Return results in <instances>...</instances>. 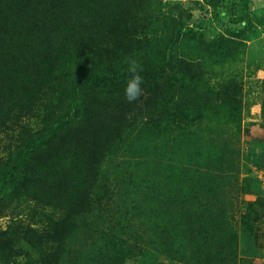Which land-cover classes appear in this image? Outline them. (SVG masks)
<instances>
[{"label": "trees", "instance_id": "16d2710c", "mask_svg": "<svg viewBox=\"0 0 264 264\" xmlns=\"http://www.w3.org/2000/svg\"><path fill=\"white\" fill-rule=\"evenodd\" d=\"M151 4L149 0H0V131L24 108L28 121L23 126L36 129L1 160L0 190L21 191L29 185L35 188L28 194L40 198L37 170L43 175L39 185L46 188L45 176L51 170L61 197L55 191L57 198L47 196L44 189L39 192L48 202L59 200L55 210L67 211L46 217L48 230L37 234L36 247L41 250L35 249L46 250L44 243L50 240L54 252L46 257L41 252L40 262L50 258L61 262L69 254L73 260L85 256L91 264H127L143 249L158 245L166 257L187 264H237L230 244L235 240L234 226L225 215L233 202L222 175L240 156L242 78L238 72L223 76L220 69L235 60L240 45L257 30L252 12L248 0ZM130 5L146 8L139 24L143 28H129ZM218 6L225 8L231 30L216 29ZM193 10L200 12V19H193ZM121 11L128 20L119 16ZM238 24L242 27L235 28ZM121 33L126 37L119 42ZM105 46H111L109 54L114 56L101 54H108L102 52ZM196 54L203 55V61L198 62ZM127 58L137 60L143 69V94L132 103L124 96ZM61 75L69 79L51 94L52 110L42 125L40 114L46 107L39 101L32 112L30 83L55 82ZM209 124L232 125L225 131L230 150L220 152L219 130L217 140L206 147ZM157 130L161 133L151 138ZM58 134L62 135L58 151L41 148ZM119 137L132 149L142 148L146 160L155 151L165 159L164 166L127 161L122 169L126 158L119 159L114 151L123 147L117 143ZM182 142L189 149L177 155ZM205 153L219 158L222 169L204 168L200 160ZM186 158L191 161L183 163ZM52 162L53 170L47 166ZM92 172L93 179L112 173V181L106 183L118 191H107V205L88 214L83 197L91 187L83 177ZM217 197L227 204L220 205ZM89 216L94 217L92 233ZM200 216L202 225L197 223ZM26 232L32 238L36 233L30 228Z\"/></svg>", "mask_w": 264, "mask_h": 264}, {"label": "rangeland", "instance_id": "374dc122", "mask_svg": "<svg viewBox=\"0 0 264 264\" xmlns=\"http://www.w3.org/2000/svg\"><path fill=\"white\" fill-rule=\"evenodd\" d=\"M149 1L152 2L151 5L157 6L158 0ZM233 1L234 0H226V3L232 4ZM239 1L240 0H235V2ZM203 3L213 5L215 0H203ZM248 3L250 11L252 12L251 17L254 20L253 23L257 30L255 33L249 35L250 38L247 39L245 43L240 45L239 53L236 55L235 60L227 63L222 69H220L223 76H235L236 72H238L241 74L242 78L240 87L242 92L240 156L236 164L229 167V170H226L223 167L225 170H223L222 176L225 177L224 187L227 191V196L233 202L232 206L226 209L225 215L234 226L235 240L231 241L230 244L236 250L237 264H264V0H248ZM129 8L133 13L132 21L128 22L129 28L133 30L138 27L143 28L144 26H139V24L143 20L146 8L138 5H130ZM218 8H220L218 11L220 14V20L215 22L216 29L224 31L227 27H230V30L234 28L227 23L228 16L225 12V8L219 6ZM110 11L111 10L108 12ZM193 11V19H200V12L198 10ZM109 14L113 15L112 13ZM124 14L125 13L121 11L119 16H121L123 20H128L127 16ZM204 15L210 16L211 13ZM145 21H147V19ZM236 27L241 28L242 25L238 24L235 28ZM124 37H126L124 33L119 34L118 41L122 42ZM104 50H108V54L101 53L103 56H114L113 53L109 54L111 46H105L102 49V52ZM196 58L199 62L200 60L203 61L205 57L196 54ZM61 76L63 78H58L55 82L45 81L39 83L35 80L30 83V98L33 102L32 112L37 108L39 101L46 107V111L43 113L41 112L40 114L43 121L42 125L46 123L49 116L47 114L52 110L51 94H56L57 87L67 84V79H69L67 75ZM219 80L220 77L214 81L217 82ZM26 112L27 110L24 108L23 110H20L17 115L11 116L10 121L4 127V130L0 131V162L5 159L8 155L7 153H12L15 147L23 144L27 138L32 136L31 130H36L34 127L25 128L23 126V121H28L25 117ZM209 125L210 126L207 128L208 137L205 140L206 147L209 148L215 139L217 140L218 134L216 132L219 130L220 140L219 142L217 140V143L220 152L230 150L231 145L227 141L228 134H226L225 131L230 130L232 125ZM125 130L127 131V128H125ZM40 132L44 133L45 129H42ZM141 133H143V130H141ZM158 133L161 132L157 130L154 134L152 133L151 138H156ZM61 136V134H58L52 137L51 143L49 144V142H47L44 146H41V148L43 150H47L48 148H59L61 146V142L59 141ZM148 136L149 135H147L145 139H149ZM117 143L121 144L123 147L115 148L114 151L117 152L119 159L121 156L126 158L122 163L123 165L121 164L120 166L122 169H126L127 166L124 163L127 161L134 165H143L147 164V161H151L161 168L165 164V159L159 157L158 153L155 151L151 158L146 160L140 154L142 148L132 149L133 147L123 142L120 137L117 138ZM136 147L140 146L137 145ZM188 149L189 147L183 148L182 142L175 153L179 155L181 150L183 153H186ZM57 151H55V154ZM55 158L56 157H53L52 159ZM169 159L174 160L175 158ZM172 160H169L168 162L173 163ZM219 160V158H210L207 156V153H205L204 157L200 160V163L204 168L214 166L218 170H221L222 167L218 163ZM181 161L187 163L191 160L186 158V160ZM47 166L53 170L55 163L52 162ZM155 170L159 171L160 168H155ZM37 172L39 173L40 178L37 179L38 184L36 185V188L40 198H33L28 194L35 188L29 185L22 186L20 188L21 191L16 189L0 190V264H91L85 256L79 258L76 256V259L73 260L69 254L66 258H63L61 262H57L58 260H55V258H50L42 262L38 260L43 258L40 256L41 252L45 255L44 257H46V255H52L54 252L50 240L44 243V248L46 250L38 251L41 249L36 247L39 240L37 234L41 235L48 230V227H45L48 224L45 220L46 217L50 215H63V213H66L67 211L59 210V207L57 210L54 209L59 200L48 202V195L57 198L54 191L59 197H61V190L56 182L58 180L53 176V171L50 170V174L45 176L48 177L46 178L49 185L48 188L39 185V181L43 179V175L41 176V170H37ZM66 173L68 176L73 174L69 170ZM93 176L94 174L92 172L89 173L88 176L83 177L85 183L87 185L89 184L91 187L88 193L83 197V200H86L87 202L86 209H89L88 211H90L88 214H90L91 211H95L98 206L107 205V191L110 193H116L118 191V187H108L106 183L112 181V173H110L109 177H106L103 174H96L95 179H93ZM234 178H236L234 184H231L230 181ZM235 184H237V186H235V188H237L236 191L233 189ZM159 187L161 186L159 185ZM25 188L27 189L26 193L23 192ZM178 188V185L173 184L174 190H178ZM42 189L45 190L47 196L39 192ZM216 200L220 201V205L222 206L227 204L225 201H222L220 197H217ZM70 204L71 202L68 199L65 202V205H68V209ZM206 214L207 213H204L203 215ZM202 216L197 220V223L201 225L204 223ZM93 219V216H89V219L87 220V222L91 224V227H89L90 233H92L93 224L91 221ZM95 220L98 221L96 218ZM29 228L36 231L33 238L30 234L27 235L26 231ZM43 229L44 232L42 233ZM108 238L109 237H106L104 240ZM109 240L110 242L114 241L113 238H109ZM157 246L143 249V251L135 255L134 259L132 258L128 260L127 264H187L184 261L166 257L159 251ZM209 263L210 261L207 262V264Z\"/></svg>", "mask_w": 264, "mask_h": 264}, {"label": "clouds", "instance_id": "9594fccd", "mask_svg": "<svg viewBox=\"0 0 264 264\" xmlns=\"http://www.w3.org/2000/svg\"><path fill=\"white\" fill-rule=\"evenodd\" d=\"M125 63L128 64L127 72L129 76L124 88V96L129 103H132L138 100L143 94V89L141 87L143 84V78L140 75V72L143 71V69L135 59L127 58Z\"/></svg>", "mask_w": 264, "mask_h": 264}]
</instances>
